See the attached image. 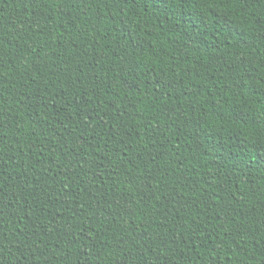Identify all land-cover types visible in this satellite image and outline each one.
Returning <instances> with one entry per match:
<instances>
[{"label":"trees","instance_id":"trees-1","mask_svg":"<svg viewBox=\"0 0 264 264\" xmlns=\"http://www.w3.org/2000/svg\"><path fill=\"white\" fill-rule=\"evenodd\" d=\"M0 264H264V0H0Z\"/></svg>","mask_w":264,"mask_h":264},{"label":"snow or ice","instance_id":"snow-or-ice-1","mask_svg":"<svg viewBox=\"0 0 264 264\" xmlns=\"http://www.w3.org/2000/svg\"><path fill=\"white\" fill-rule=\"evenodd\" d=\"M164 2V0H162V3Z\"/></svg>","mask_w":264,"mask_h":264}]
</instances>
